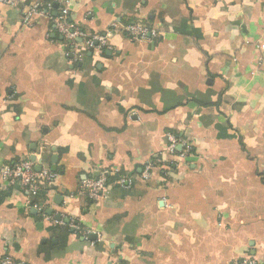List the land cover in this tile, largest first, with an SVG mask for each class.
<instances>
[{"label":"crops","instance_id":"1","mask_svg":"<svg viewBox=\"0 0 264 264\" xmlns=\"http://www.w3.org/2000/svg\"><path fill=\"white\" fill-rule=\"evenodd\" d=\"M6 1L0 166L56 177L33 199L45 215L0 182V259L264 264V0ZM36 3L51 15L26 20ZM65 7L75 45L55 23ZM134 24L156 34L131 39ZM103 175L99 199L80 195Z\"/></svg>","mask_w":264,"mask_h":264},{"label":"built area","instance_id":"2","mask_svg":"<svg viewBox=\"0 0 264 264\" xmlns=\"http://www.w3.org/2000/svg\"><path fill=\"white\" fill-rule=\"evenodd\" d=\"M18 0H7L6 4L9 6H15ZM52 8L50 5L43 6L41 3H36L29 10L28 14L25 16L26 20H29L32 15H51ZM55 23L60 35L68 41L70 44L75 45V41L79 38H83L85 33L72 22L69 21L68 11L65 8L62 9L61 13L56 17ZM127 32L130 35L131 39L138 41H148L150 35H155V31L149 30L146 26L142 24H134L127 28ZM96 43H104V39L101 37H95L87 41L88 47H95ZM168 141V151L175 153L179 140L173 133L167 134ZM184 145V144H183ZM185 146V145H184ZM188 146H186V151L181 155L184 158L190 152ZM152 166L146 167V170L143 174V178L148 180L151 177ZM55 175L50 173L47 170L38 172L35 169L33 162L25 160L18 162L13 165L0 166V182L3 186L11 187L18 191L24 192L27 194L31 201V206L36 208L39 213L45 215V210L43 206L39 203L35 204L33 199L37 198L39 193L50 186L51 183L55 180ZM119 185L130 187L131 181L122 178L119 181ZM107 190V177L105 175L99 178H91L85 180L80 187V195L91 200H97L102 196ZM33 201V202H32ZM33 203V204H32ZM74 223H72L73 225ZM0 264H17L12 258L5 257L0 259ZM236 264H256L254 261L245 260Z\"/></svg>","mask_w":264,"mask_h":264},{"label":"trees","instance_id":"3","mask_svg":"<svg viewBox=\"0 0 264 264\" xmlns=\"http://www.w3.org/2000/svg\"><path fill=\"white\" fill-rule=\"evenodd\" d=\"M40 193H41V192H40ZM40 193H39V194H40ZM38 196H39V195H38Z\"/></svg>","mask_w":264,"mask_h":264},{"label":"water","instance_id":"4","mask_svg":"<svg viewBox=\"0 0 264 264\" xmlns=\"http://www.w3.org/2000/svg\"><path fill=\"white\" fill-rule=\"evenodd\" d=\"M68 222V221H67Z\"/></svg>","mask_w":264,"mask_h":264}]
</instances>
